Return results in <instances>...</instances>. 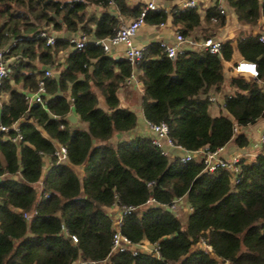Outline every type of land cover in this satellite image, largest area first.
Instances as JSON below:
<instances>
[{"label": "trees", "instance_id": "16d2710c", "mask_svg": "<svg viewBox=\"0 0 264 264\" xmlns=\"http://www.w3.org/2000/svg\"><path fill=\"white\" fill-rule=\"evenodd\" d=\"M227 2L241 25L264 18V0ZM143 6L127 0H0V48H8L5 57L13 60L12 76L0 87V125L17 122L22 136L16 142V131L0 132V264H264V131L261 151L252 161L242 158L236 175L222 167L206 171L199 159L171 157L145 134L117 137L138 125L137 114L121 107L118 97L134 71L144 119L165 122L174 144L212 151L234 139L238 148L249 146L242 128L264 115V42L259 34L237 32L238 53L256 63L258 76L233 77L237 90L212 115L208 95L223 82L221 61L232 58L233 40L221 41L220 53L184 47L174 57L161 42H150L134 66L95 43ZM171 12L177 30L196 40L214 37L225 23L216 2L203 18L196 7ZM166 15L149 10L145 20L158 24ZM44 29L56 33L54 44L39 36ZM78 34L88 41L61 62L72 46L69 37ZM46 69L51 76H44ZM39 80L42 101L30 102ZM5 94L8 100L1 101ZM70 112L84 128L65 120ZM56 144L66 148V161L56 159ZM44 157L50 167L41 180ZM80 165L81 175L73 169ZM148 199L153 204L144 205ZM181 203L190 208L184 222L176 213ZM129 206L138 208L124 211L119 226L105 210L116 208L117 216ZM117 229L131 241L128 248L112 249Z\"/></svg>", "mask_w": 264, "mask_h": 264}, {"label": "built area", "instance_id": "2783aa9c", "mask_svg": "<svg viewBox=\"0 0 264 264\" xmlns=\"http://www.w3.org/2000/svg\"><path fill=\"white\" fill-rule=\"evenodd\" d=\"M217 3L218 9L220 14H224L223 9V0H214ZM184 7H195V1L194 0H188L183 3ZM157 9V0H147L146 4L142 7L139 14L122 23V25L119 27V29L115 32L114 35L95 39V43L99 44L103 51L106 53H110L112 48L115 46L121 44L124 46V56L127 58L131 65L134 66V64L140 60L143 56V51L145 47L138 46L135 44L134 38L140 29L145 23H146V14L149 10ZM217 18H213V22H216ZM161 26L164 24L163 22L158 23ZM39 36L45 39L47 45L54 44L56 33H49L47 31L41 30L39 32ZM260 41L264 42V34L259 35ZM88 41V36L83 34L78 35H72L69 37V42L72 45V48H80L86 44ZM162 46L164 47V50L166 52V55L168 57H174L176 53L180 52L184 47L188 48H200L204 50L211 51L213 53H220L221 49V40L216 39L214 37H207V38H200L199 40L193 39L192 37L185 36L182 33H180L178 30L175 33V39L173 43H165L160 41ZM8 48H0V87L2 86V83L5 79L12 76L13 70L11 69L12 65V59L6 58L5 53L7 52ZM234 70L237 72L247 73L248 75L252 77L258 76V68L255 62L248 61L245 59H240L237 61L234 65ZM52 75L51 69H46L44 71V76L48 77ZM137 81V76L133 72L126 78L125 85H131L132 83ZM45 92L44 87V81L39 80L38 86L35 92L28 95V100L30 102H41L42 97L41 94ZM208 100L212 103H217L218 99L214 94L208 95ZM224 105V102H223ZM146 121V120H145ZM146 126L152 134V139L154 143L159 146L161 149V140H165L168 146H171L173 148H176L180 151H182V154L179 155V159L183 162L189 161L191 159H199L203 162L204 170L213 172L217 168L222 167L227 170H229L232 174L236 175L239 171V162L241 160V154H233L232 156L225 158L222 156V152L224 150V146L219 147L215 150L209 151L206 149H199V150H186L181 145L174 144L172 140L168 137V126L165 122L160 123H150L146 121ZM18 131V123H14L10 126L7 125H0V132H8L9 130ZM234 132H238V128L235 127ZM22 139V136L19 132L15 135L13 138L14 141L18 142ZM260 142L262 144L263 142V135L260 139ZM163 153L167 154L163 149ZM66 148L63 145L56 144L54 155L58 161H66ZM47 197V193L44 195ZM180 198L174 200V202L169 206L172 210L176 209L177 204L179 203ZM153 199H148L144 205H150L153 204ZM138 207L129 206L124 207L122 210H119L117 213L116 218V224L117 226L121 223V215L124 211L127 210H135ZM73 241H76V237L72 236ZM203 246L211 250V246L206 244L202 240ZM129 245H131V241L123 236L120 231L117 229L113 234L112 239V249H124L128 248ZM140 248L142 245H138ZM156 250V247H155ZM221 264H233L229 260H223Z\"/></svg>", "mask_w": 264, "mask_h": 264}, {"label": "crops", "instance_id": "0c3cea01", "mask_svg": "<svg viewBox=\"0 0 264 264\" xmlns=\"http://www.w3.org/2000/svg\"><path fill=\"white\" fill-rule=\"evenodd\" d=\"M129 4L133 5L136 3H142L143 5L146 4L147 0H127ZM188 0H157V9H163L167 15L165 18L164 24L161 26L160 24L156 23H145L140 29L138 30L134 41L135 44L138 46L146 47L150 42H165V43H173L175 39V33L177 31V27L172 23V9L173 8H185L183 6V3ZM195 1V7L197 11L200 14V17L203 18L206 10L212 6L215 2L214 0H194ZM223 9H224V17H225V23L223 26L218 27L214 31V37L216 39L223 41L227 40H233L235 38V35L239 30H242L247 33H251L253 35L257 34H264V18L262 16L259 17L257 23L253 26L251 25H241L238 23L236 15L233 11V9L229 6L227 0H223ZM206 25L203 24L200 28L195 30L193 32L194 35L201 34L202 28H205ZM66 35V34H64ZM233 45V54L232 58L228 61L222 60V72H223V82L220 85V88L218 91L212 90V94L216 96L218 99V102L215 104H211L209 107V112L212 115H218L220 113V107H223L224 98L226 95H231L237 90V87L231 84V79L233 77H245L248 78L249 75L247 73L237 72L234 70V65L237 61L242 59L238 53V50L236 48L235 40L232 42ZM110 54L114 56L115 58H124V46L119 44L112 48ZM62 56V54H61ZM62 60V58H61ZM60 60V61H61ZM225 65V67H224ZM231 73H239L238 76H232ZM246 74V75H241ZM232 89H231V87ZM230 89V90H229ZM118 97L120 100V106L126 107L131 110H133L137 114V127L135 130L131 131L130 133L126 134H120L117 135V137L121 138H127L129 136L135 135L137 133L145 134L150 137H152V134H150L147 126L146 121L142 114L141 109V99H142V90H141V84L137 81L132 83L131 85H127L121 89L118 90ZM99 99V106L102 108H105V104L103 101V98L101 95H98ZM8 96L5 94L1 97V101H7ZM226 112L223 111V114ZM227 114V113H226ZM228 115V114H227ZM264 116V115H263ZM263 117H261L256 124L254 125H247L242 130H244L250 139V144L247 147L244 148H238L236 144L234 143V139H232L230 142H228L224 146V150L222 152V156L225 158H228L232 156L233 154H241V159L244 158L246 161H252L256 155L261 151L262 144L260 142V139L263 135L264 128H261L258 124L260 120ZM79 122V121H78ZM78 124V123H77ZM238 132L240 130L238 129ZM256 136V139L254 137ZM161 147L162 149L167 153V155L173 157V156H179L182 154V151L173 148L171 146H168L166 141L163 139L161 140ZM44 168L42 170V178L45 176L46 172L48 171L50 167V163L47 157H44ZM75 167V166H74ZM78 170L74 171L81 175L79 167H76ZM37 188L40 190L41 182H37ZM190 208L187 209L189 212ZM111 212H116V208H112ZM187 212V214H188ZM144 249L146 248V245H142ZM97 264H106L105 262L97 263Z\"/></svg>", "mask_w": 264, "mask_h": 264}, {"label": "rangeland", "instance_id": "374dc122", "mask_svg": "<svg viewBox=\"0 0 264 264\" xmlns=\"http://www.w3.org/2000/svg\"><path fill=\"white\" fill-rule=\"evenodd\" d=\"M72 50V46H69L63 53H62V56H61V58H63L67 53H69L70 51ZM63 60V59H62ZM62 60H61V62H62ZM224 67H225V65H224ZM232 74V76H238V75H240L239 73H231ZM241 75H246V74H241ZM231 87V86H230ZM231 89H232V87H231ZM230 90V89H229ZM78 127H81V128H84L85 127V123L84 122H81V121H79L78 122V124H76ZM261 128H264V116H263V118L260 120V122H259V124H258ZM254 139H256V136L254 137ZM76 167H79V170H80V173L83 171V165H80V166H73V169H75V171H77L78 169L76 168ZM111 207H108V208H106L105 210H107V212H110L111 211ZM187 209H188V207L186 206V204H184V203H181V206H179L178 208H177V210H176V213H177V215H178V217L180 218V220L182 221V222H184V220H185V218H186V215H187ZM112 213V215H113V217L115 218V220H116V218H117V216H115L116 215V212H111Z\"/></svg>", "mask_w": 264, "mask_h": 264}, {"label": "water", "instance_id": "95a60500", "mask_svg": "<svg viewBox=\"0 0 264 264\" xmlns=\"http://www.w3.org/2000/svg\"><path fill=\"white\" fill-rule=\"evenodd\" d=\"M65 120L68 121L71 125H76L79 121V116L76 115L74 112H70L68 115L65 116Z\"/></svg>", "mask_w": 264, "mask_h": 264}]
</instances>
